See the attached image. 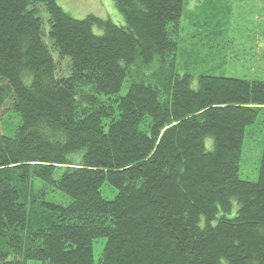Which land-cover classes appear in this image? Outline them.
Listing matches in <instances>:
<instances>
[{
  "label": "trees",
  "instance_id": "1",
  "mask_svg": "<svg viewBox=\"0 0 264 264\" xmlns=\"http://www.w3.org/2000/svg\"><path fill=\"white\" fill-rule=\"evenodd\" d=\"M113 2L0 0V264H264V147L238 177L264 81L176 72L187 0Z\"/></svg>",
  "mask_w": 264,
  "mask_h": 264
},
{
  "label": "rangeland",
  "instance_id": "2",
  "mask_svg": "<svg viewBox=\"0 0 264 264\" xmlns=\"http://www.w3.org/2000/svg\"><path fill=\"white\" fill-rule=\"evenodd\" d=\"M63 10L82 19L95 15L124 24L122 14L113 0H57ZM176 37V72L216 77L264 81V0H187L179 21ZM97 34L101 30L93 27ZM55 60L57 56L53 54ZM59 73L65 71V61L57 64ZM126 85V84H125ZM6 113L0 121L4 135L11 136L18 119ZM210 141V140H209ZM211 142L207 144L210 149ZM264 147V110L255 121L245 128L240 152L238 177L256 181L261 153ZM105 199H112L115 190L109 185L101 187ZM59 194H50L49 199L58 200ZM233 212L229 214L232 216ZM104 239L92 245L94 260L98 261ZM37 264V263H32Z\"/></svg>",
  "mask_w": 264,
  "mask_h": 264
}]
</instances>
